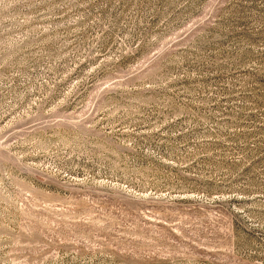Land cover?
<instances>
[{
  "label": "rangeland",
  "instance_id": "374dc122",
  "mask_svg": "<svg viewBox=\"0 0 264 264\" xmlns=\"http://www.w3.org/2000/svg\"><path fill=\"white\" fill-rule=\"evenodd\" d=\"M0 264H264V0H0Z\"/></svg>",
  "mask_w": 264,
  "mask_h": 264
}]
</instances>
